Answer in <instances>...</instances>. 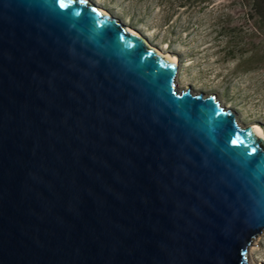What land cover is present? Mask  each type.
<instances>
[{"label":"water","instance_id":"95a60500","mask_svg":"<svg viewBox=\"0 0 264 264\" xmlns=\"http://www.w3.org/2000/svg\"><path fill=\"white\" fill-rule=\"evenodd\" d=\"M91 0H0V264H250L264 137Z\"/></svg>","mask_w":264,"mask_h":264},{"label":"rangeland","instance_id":"374dc122","mask_svg":"<svg viewBox=\"0 0 264 264\" xmlns=\"http://www.w3.org/2000/svg\"><path fill=\"white\" fill-rule=\"evenodd\" d=\"M91 1L175 56L181 88L216 95L264 137V27L251 0ZM255 242L252 259L264 264V232Z\"/></svg>","mask_w":264,"mask_h":264},{"label":"trees","instance_id":"16d2710c","mask_svg":"<svg viewBox=\"0 0 264 264\" xmlns=\"http://www.w3.org/2000/svg\"><path fill=\"white\" fill-rule=\"evenodd\" d=\"M187 2L189 0H182ZM252 1V12L257 18L258 23L264 27V0H251Z\"/></svg>","mask_w":264,"mask_h":264},{"label":"bare ground","instance_id":"6f19581e","mask_svg":"<svg viewBox=\"0 0 264 264\" xmlns=\"http://www.w3.org/2000/svg\"><path fill=\"white\" fill-rule=\"evenodd\" d=\"M164 57H166L167 59L172 60L174 63H177V64H178V60H177V58H176L175 56L167 55V56H164ZM252 126H253V125H252ZM254 128H255V130L258 132V134H260L261 136H263V133L261 132V130H260L258 127L254 126ZM256 242H257V241H256ZM256 242H255V240H254L253 243H252V245H255ZM251 247H252V246H251ZM251 247H250V251H251ZM249 263H250V264H255V262H254L253 259H252V255H251V254L249 255Z\"/></svg>","mask_w":264,"mask_h":264}]
</instances>
